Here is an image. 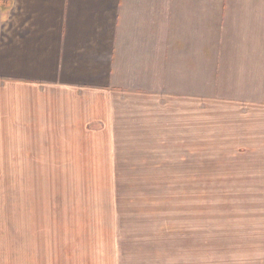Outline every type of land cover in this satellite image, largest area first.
<instances>
[{"label": "rangeland", "instance_id": "rangeland-1", "mask_svg": "<svg viewBox=\"0 0 264 264\" xmlns=\"http://www.w3.org/2000/svg\"><path fill=\"white\" fill-rule=\"evenodd\" d=\"M204 1L148 36L108 163L4 151L0 264H264V101L244 83L241 0Z\"/></svg>", "mask_w": 264, "mask_h": 264}, {"label": "crops", "instance_id": "crops-1", "mask_svg": "<svg viewBox=\"0 0 264 264\" xmlns=\"http://www.w3.org/2000/svg\"><path fill=\"white\" fill-rule=\"evenodd\" d=\"M179 4L0 0V164L6 150L11 164L45 163L53 155L71 158L68 163H108L115 147L116 92L133 70L145 67L147 38L162 35L164 13L177 31ZM185 4L191 23L201 3ZM237 6L247 39L241 51L250 60L244 83L258 87L252 100L264 101V0ZM133 56L138 65H128Z\"/></svg>", "mask_w": 264, "mask_h": 264}]
</instances>
